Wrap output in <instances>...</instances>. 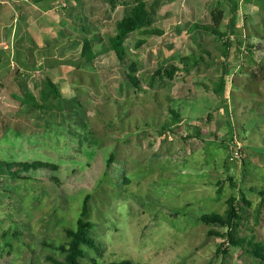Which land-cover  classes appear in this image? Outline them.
I'll return each instance as SVG.
<instances>
[{"label":"rangeland","instance_id":"rangeland-1","mask_svg":"<svg viewBox=\"0 0 264 264\" xmlns=\"http://www.w3.org/2000/svg\"><path fill=\"white\" fill-rule=\"evenodd\" d=\"M137 1L154 11V22L125 40L141 89L127 82L107 40ZM54 2L47 15L20 4L5 16L23 39L0 47V161L40 160L58 171L0 177V264L62 259L48 245L65 241L84 199L100 244L85 250V262L264 264L199 220L234 197L237 234L264 243V203L254 191L264 188V0ZM215 17L220 35L190 31ZM84 37L98 51L93 68L81 66ZM137 40L145 43L136 48ZM171 66L172 79L155 75ZM224 74L226 87L215 92ZM47 80L58 96L41 99ZM26 92L43 108H27ZM169 108L181 122L170 125ZM194 127L200 137L186 135Z\"/></svg>","mask_w":264,"mask_h":264},{"label":"trees","instance_id":"trees-1","mask_svg":"<svg viewBox=\"0 0 264 264\" xmlns=\"http://www.w3.org/2000/svg\"><path fill=\"white\" fill-rule=\"evenodd\" d=\"M237 4H234V9H237ZM153 10L149 7L148 3L145 1H137L130 10L121 19L115 22L114 30L107 37L108 49L116 57L118 63L123 67L122 72L129 84L136 89H141V80L137 76V65L133 60H129L125 48V40L129 35L135 33L138 30L149 27L153 22ZM218 12V11H217ZM216 12V14H217ZM220 15V12H218ZM215 23L213 26H208L204 24L195 23L191 26L190 31L200 30L205 33H210L212 35H220L218 31V22L215 17ZM145 43L144 40H137L135 47L139 48ZM98 51L92 46L91 40L84 37L81 41V51L80 59L82 61V67H94V62L97 58ZM187 68H185L186 70ZM177 68L171 66L170 68H158L157 74L155 75L162 77L163 75L169 79H172ZM49 88L41 91L40 98L45 99L50 94L58 96V92L53 85L51 80H47ZM225 74L222 76L221 81L217 88L214 89L215 92L221 91L226 87ZM40 98H36L31 92H26L23 104L27 108L42 109L43 105L40 102ZM168 112L171 114V124L174 125L179 122L180 114L172 108H169ZM166 125L162 127L165 128ZM201 131L194 127V133L186 134L188 137H200ZM235 137V136H234ZM114 154H110L107 159V163L110 164L114 160ZM46 170L50 172L58 171V166L50 162H44L40 160H27L22 162L15 161H0V177H9L11 179H32L34 178V173L37 171ZM55 179V178H51ZM258 191L262 198L261 203H264V188ZM242 202L249 204L244 197L241 198ZM238 206L236 204V199L230 197L226 200V208L223 213H205L199 216V220L207 226H213L218 228H224L225 232H219L218 230L212 228L209 229L207 234L220 236L228 242L229 245L233 247H240L245 249V251L252 257L264 262V243L261 241H256L255 237H245L239 236L237 234L238 228L240 226L241 217L238 214ZM88 214L87 200L84 199L81 210L79 212L78 218L75 222L74 227H65L64 236L65 241L56 244H45L52 249L59 251L62 254V259H56L51 256H47L46 260L52 264H100L96 259H91L90 262H85V250L91 249L98 251L100 244L91 235V230L94 228L95 223L93 220L87 219ZM219 251V249L217 250ZM227 250L223 251V254L227 255ZM108 264H148L142 262H134L130 259H121L109 262Z\"/></svg>","mask_w":264,"mask_h":264},{"label":"crops","instance_id":"crops-1","mask_svg":"<svg viewBox=\"0 0 264 264\" xmlns=\"http://www.w3.org/2000/svg\"><path fill=\"white\" fill-rule=\"evenodd\" d=\"M26 2L27 4H22ZM27 5L33 11H37L39 15H47L53 11L56 2L54 0H0V47L13 46L16 41L23 39V34H17V36L12 31H8L10 27V21L5 20V16H14L17 11L16 7L18 5ZM5 49V48H4ZM3 50L0 49V63L3 61Z\"/></svg>","mask_w":264,"mask_h":264},{"label":"built area","instance_id":"built-area-1","mask_svg":"<svg viewBox=\"0 0 264 264\" xmlns=\"http://www.w3.org/2000/svg\"><path fill=\"white\" fill-rule=\"evenodd\" d=\"M4 48L5 49H8L9 48V46H4ZM235 137H233V139H234ZM236 145H237V147H236V150H235V152H234V154H233V158H236V157H241L243 154H244V149H243V146H241V143H239V142H237V140L236 139H234V141H233ZM235 148V147H234ZM238 148V149H237Z\"/></svg>","mask_w":264,"mask_h":264}]
</instances>
